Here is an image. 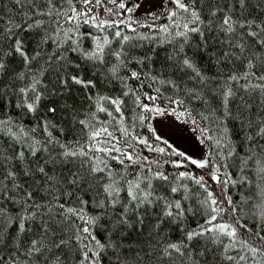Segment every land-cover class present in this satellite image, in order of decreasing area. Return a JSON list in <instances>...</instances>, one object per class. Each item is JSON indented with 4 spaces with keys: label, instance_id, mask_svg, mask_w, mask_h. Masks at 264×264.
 <instances>
[{
    "label": "snow or ice",
    "instance_id": "snow-or-ice-1",
    "mask_svg": "<svg viewBox=\"0 0 264 264\" xmlns=\"http://www.w3.org/2000/svg\"><path fill=\"white\" fill-rule=\"evenodd\" d=\"M15 2L28 4L32 11L24 12L20 21L9 19L6 24H0V251L9 250L7 258L0 255V264H20L21 249L25 264L33 260L39 264L41 258L43 264H62L58 254L62 249L77 253L78 264H105V260L107 264H128L121 248L125 229L132 227L129 214L160 207L153 230L159 235L167 224L174 225L175 231L186 214L182 200L174 198L181 192L184 180L194 181L206 193L199 203L207 217L196 228H179L183 239L165 243L161 256L171 258L173 253L190 256L186 251L189 243L204 238L218 246L221 260L228 264H264V210L259 213L253 231L230 214L236 211L231 197L227 198L228 209L221 206L222 202L208 190L203 175L197 178L188 171L173 175L164 170L167 163L181 168L186 167L184 161H187L196 168L208 169L211 179L219 182L220 166L214 164L213 155L225 161L239 157L241 172L250 170L264 181V7L259 3L250 7V0H227L226 7L218 5L205 21L196 7L198 0H137L131 7L126 0ZM144 5H147L145 16L152 23H142L131 15ZM37 16L49 18L47 31L51 34L41 37L30 54L27 34L45 24L42 19H34ZM164 17L167 24H155ZM133 25L156 29L161 34L160 42L172 45L171 54L158 70L151 55L134 56L125 48L136 38L125 34V30L136 33L140 39L150 38L139 34ZM85 26L88 30L82 31ZM193 36L199 37L195 43ZM50 41L56 51L46 61L48 68L39 74L31 71L32 62L41 57V45ZM85 41H91V46L84 47ZM114 41L120 45L119 49L112 48ZM53 58L57 61L56 81L49 93L42 77L44 71L52 70ZM213 58L218 70L210 75L204 62L207 59L213 63ZM17 60L25 70L17 71L13 67ZM237 62L242 71L235 67ZM132 64L138 68H130ZM101 72H105L104 79L121 83L122 96L133 100L140 124L147 122L152 137H141L123 127L110 130L109 125L124 119L122 105L126 101L120 97L99 93L93 97L89 92L88 99L94 103L95 111L89 109V116L79 120L76 110L66 100L60 103L58 97L70 94L74 87L97 88L96 77ZM129 81L138 83L133 86ZM17 82H21L20 86ZM145 87L150 91L141 92ZM256 96L260 98L259 106L253 113L254 106L248 101ZM237 99L240 103H235ZM60 109L69 111L73 123H78L81 131L86 130L84 143L79 140L62 143L54 135V131L64 132L54 120ZM98 113H106L110 120L99 121ZM26 117H31V126L25 123ZM157 117H174L177 123L198 133L196 140L209 148L204 158L188 155L159 135L151 123ZM138 145L143 147L138 149ZM53 146L61 150L59 156L65 159L84 158L82 165L86 164L93 176L99 173L106 177L105 198L99 199L97 193L91 201L92 207L102 209V213L86 212L90 202L83 197H78L79 207L60 202L61 195L71 198L74 192L61 193L51 184L53 177L48 175L47 167L59 158L53 156L56 151ZM144 151L182 159L161 163L158 158L142 155ZM109 161L122 166L123 174L113 169ZM130 168L136 171L129 173ZM38 174L48 183L43 193ZM70 175L73 179L69 183L79 189L85 177ZM244 180L247 177H242L240 182ZM229 182L225 180L224 184ZM183 187L182 199L187 200V186ZM122 191L127 193L123 202ZM260 194L264 195V189ZM38 196L40 201L48 198L47 202L38 201ZM6 204L16 210H9ZM117 205L122 208L120 214L113 212L105 220L109 217L107 210ZM226 212L228 219H224ZM139 223L143 225V216L139 217ZM65 232L67 239L57 242L55 237ZM30 235L40 238L31 239L25 246L24 241ZM211 251L206 249L200 255ZM191 264L198 262L193 260Z\"/></svg>",
    "mask_w": 264,
    "mask_h": 264
},
{
    "label": "trees",
    "instance_id": "trees-1",
    "mask_svg": "<svg viewBox=\"0 0 264 264\" xmlns=\"http://www.w3.org/2000/svg\"><path fill=\"white\" fill-rule=\"evenodd\" d=\"M137 0H126V3L129 7L133 6ZM188 2V0H185ZM259 3L260 7H264V0H250V7H255ZM218 5L227 6V0H204L203 4L198 3L196 5L197 9L201 12L202 18L207 21L210 18L211 11L217 7ZM112 7L111 5H108ZM174 7V6H173ZM32 11L28 4H17L15 0H0V17H3L0 20V24H6L9 19H13L15 21H20L24 12ZM100 14L103 16V9L100 10ZM124 15H128L124 13ZM222 16L223 13H220ZM107 19H112L113 17H105ZM34 19H42L45 21V24L40 29H35L33 32L28 33V41L31 45L29 52L31 54L32 50L36 46V42L41 39V37L46 34L50 35L51 33L47 31L48 29V17H34ZM142 23H152L149 19H140ZM31 22V21H29ZM168 20L166 17L155 21L156 25L167 24ZM54 29V25L52 26ZM133 27H137V32L143 36L150 37L147 39H140L136 33L128 32L125 30V34L129 36L136 37L131 40L125 48L129 50L131 55L134 56H142V55H151L155 62L154 67L158 70L161 65L165 62L166 57L172 52V45L169 43H161V34L158 33L156 29H149L147 27H138L137 25H133ZM87 27L82 28V31H87ZM2 31V29H0ZM24 35V33H21ZM215 35V33H213ZM199 40L198 36H193V42H197ZM211 44L212 41L210 40ZM135 45V47H133ZM91 41H85L84 47H90ZM226 47V46H225ZM112 48L119 49L120 45L113 42ZM41 57L32 62L31 71L39 72L42 69H47L48 64L46 61L50 56H53V53L56 51V46L51 41L47 44H43L40 47ZM70 56L74 57V54L69 53ZM114 59V58H113ZM213 63H209L207 59H205L204 67L208 71V73L214 74L218 69L214 66ZM57 61L55 58L52 60V70L44 71L42 80L43 84L48 86L49 93H51L53 89V85L56 81V73L55 66ZM153 65H150V68ZM13 67L17 71L25 70L24 66L19 63V61L13 62ZM132 69L138 68V65L132 64L129 66ZM221 67H224L222 64ZM228 67H232L228 65ZM235 67L239 70H243L242 66L237 62ZM121 75H124L122 72ZM105 72H101L97 77V88L90 90H79L78 87H74L71 90L70 94H65L64 96L58 97L60 103H63L65 100L69 105H71L77 113L76 119H85L86 116H89V109L91 111H95V105L92 101L88 99L89 92L93 97L99 93V95L109 96V97H120L126 101L125 105H122L123 111V121L120 123L113 122L109 125L110 130L114 128H127L130 132L134 134H138L141 137H152V133L149 131L147 122L143 125L140 124L138 119L139 113L134 111L135 105L133 104V100L128 97L122 96V85L117 80H108L104 79ZM7 83V81H5ZM130 84L135 86L138 82L129 81ZM21 82H17V86H20ZM150 89L145 87L141 90V92H149ZM56 98V97H54ZM259 96L254 97L248 102L253 104V113L258 111L259 106ZM145 103H149V101H144ZM235 103H240L239 99L235 101ZM110 111L114 112V109L106 105ZM90 118V117H89ZM97 119L99 121L107 122L110 120V117L106 113H98ZM55 122L58 127H62L64 132L61 133L59 131H54V135H56L62 143L75 142L79 140L81 143L85 142L86 130L81 131V126L78 123H73V118L70 115L69 111H65L60 109L56 116L54 117ZM94 124L96 121H92ZM25 123H28L31 126V117L25 118ZM116 136H120L119 131H115ZM155 143V141H153ZM163 146V145H160ZM56 151L53 152V156H58V160L55 164H49L47 167L48 175L53 177L51 184L61 193H66L67 191H73L74 195L69 198L66 195H61L60 202L65 203L67 206H75L79 207L78 197H83V199L88 200L90 203L85 208V211L91 213L93 215L102 213L103 210L99 208H93L91 205L92 199L99 193V199H104L105 194L103 192V184L106 182V177L103 174H93L89 173L87 170V165H82V160L84 158L81 157H69L65 159L62 156H59V152L61 151L58 147ZM138 149L142 148V145L137 146ZM209 151V148H208ZM207 151V152H208ZM212 152H215V148L212 149ZM46 155V154H44ZM142 155H149L154 158H158L161 163L164 161H176L181 160L182 158L177 157L175 155H163L160 156L157 153H148L144 151ZM214 164H218L220 166V172L217 173L219 176V182L213 181L211 179L210 174H208V169H199L194 165H191L187 161H184L186 167L174 168L172 163H167L164 165V170L173 175L177 174L180 171H188L193 176L199 178L201 175L204 176V182L208 186V190L214 193L215 198L218 201H221V206L225 209L229 208L228 197H231L232 208L236 209V211L230 213L233 217L239 218L241 224L246 225L248 229L256 230L258 224V215L264 210V195L260 194L262 189H264V181L260 180L259 177L253 174L250 170H245L241 172V162L239 157H235L232 159H228L227 161L221 159L218 156L213 155ZM113 169L116 171H120L123 174L122 166L117 165L114 161L108 162ZM226 164V167L224 166ZM33 168L35 164L32 165ZM254 167V165H253ZM136 171L135 168L128 169V172ZM70 173L78 174L79 176H84L85 180L81 184V187L77 189L71 183H69L73 176ZM242 177H247V180L240 182ZM41 179L42 187L41 193H43V189L48 187V183L43 181L42 177H38ZM229 180L230 182L225 185L224 181ZM232 181H236V183H232ZM31 183V182H29ZM159 183V182H157ZM179 183V182H177ZM260 187H257V185ZM183 185L187 186V194L188 199L183 200L182 195L185 192ZM33 187H35L33 185ZM159 191L163 192V189ZM169 197L172 198V194L168 193ZM206 196V193L201 189L198 185L194 183L192 180H184L181 186V192L175 195V199L182 200V206L186 210L185 217L183 222L180 223L179 228H188L193 229L196 228L198 224H202L207 217V213H205L204 209L201 207L199 201ZM127 197V193L122 191L120 194L121 201H125ZM38 201H40V197H37ZM46 198L43 203L47 202ZM5 207L9 208L11 211H15L16 208L10 204H6ZM191 208L192 211L189 212L187 209ZM109 217H105V220L112 216V213L115 212L116 215H119L122 211L120 205H117L115 209L109 208L108 210ZM160 207H152L145 212L143 209L139 211V213H130L129 221L132 224L131 228H126V235L122 241L121 251L127 256L128 264H191V261H197L198 264H228L227 261H223L220 258V249L218 246L213 245L210 240H206L204 238H199L196 241H192L189 243V248L186 250L190 256L186 255L181 257L177 253H173L171 258L162 257L161 249L165 243L169 242H178L183 239V234L180 232L179 228H176L173 231L175 226L165 225V230L161 232L159 235L153 230V225L156 223V216L160 214ZM224 219H228L229 213H225ZM143 216L144 223L141 225L139 223V217ZM74 219V218H73ZM12 231V230H10ZM243 231V229H241ZM264 234V233H262ZM39 239V236L30 235L27 240L24 241L25 246H27L28 242L33 239ZM65 238L67 239V233L59 234L55 237L57 242L59 239ZM51 239V234L49 236ZM119 239V237H117ZM206 249H212L211 252H206L204 256L200 255L201 251H205ZM111 251V250H109ZM9 254L8 249H4L0 251V255H3L7 258ZM58 254L61 256L62 264H78V260L76 256L78 255L74 251H69L68 249L59 250ZM235 254V253H231ZM10 264V262H9ZM20 264H25V258L23 256V249H21L20 256ZM28 264H37L35 260L28 262ZM39 264H43V258H41ZM105 264L107 261L105 260Z\"/></svg>",
    "mask_w": 264,
    "mask_h": 264
},
{
    "label": "rangeland",
    "instance_id": "rangeland-1",
    "mask_svg": "<svg viewBox=\"0 0 264 264\" xmlns=\"http://www.w3.org/2000/svg\"><path fill=\"white\" fill-rule=\"evenodd\" d=\"M147 5L142 6L139 10L133 12L131 15L135 19H148L145 16ZM157 133L168 139L179 150L186 152L188 155L196 159H203L204 153L208 151L207 144H200L196 140V135L192 133L187 125H180L176 122L174 117H157L151 121ZM181 129L182 134H181Z\"/></svg>",
    "mask_w": 264,
    "mask_h": 264
}]
</instances>
